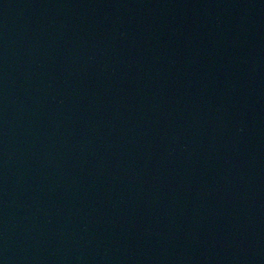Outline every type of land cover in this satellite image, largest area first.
Segmentation results:
<instances>
[{
    "label": "water",
    "instance_id": "water-1",
    "mask_svg": "<svg viewBox=\"0 0 264 264\" xmlns=\"http://www.w3.org/2000/svg\"><path fill=\"white\" fill-rule=\"evenodd\" d=\"M0 264H264V0H0Z\"/></svg>",
    "mask_w": 264,
    "mask_h": 264
}]
</instances>
